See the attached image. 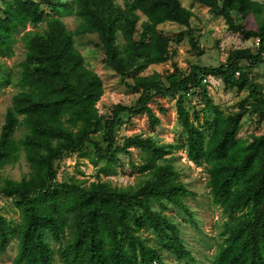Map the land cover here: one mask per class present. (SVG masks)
Listing matches in <instances>:
<instances>
[{"label":"trees","instance_id":"1","mask_svg":"<svg viewBox=\"0 0 264 264\" xmlns=\"http://www.w3.org/2000/svg\"><path fill=\"white\" fill-rule=\"evenodd\" d=\"M196 1L222 16L243 38L258 37V47L234 48L223 63L192 65L186 74L175 66L166 74L144 75L143 70L171 54L170 38L158 25H190L194 13L180 0H124L122 6L115 0H0V56L11 54L17 35L25 46L18 63V90L0 129V197L10 198L19 214L13 223L0 213V252L15 237L13 264H53L55 256L62 264H167L164 253L191 264V253L166 212L175 207L191 217L185 199L192 193L179 179L173 157L167 156L173 145L140 133L117 138L124 115L130 125L133 116H145L150 128L162 119L169 121L167 96L175 97L187 157L205 163L212 202L228 217L210 264H264V131L251 133L250 139L238 136L247 109L264 122V85L251 75L264 55L263 10L257 0ZM61 11L75 15L74 28L61 18ZM44 18L43 30H25ZM188 33L196 47L194 33ZM98 67L110 68L138 92L135 102L114 103L109 111L99 112L104 81ZM133 71L129 83L126 78ZM207 75L248 90L237 111L225 114L212 101L203 85ZM10 82L9 72L0 77V84ZM197 88L204 108L213 114L211 119L203 115L202 127L184 105L186 94ZM19 127L24 132L16 139ZM94 133L105 145L93 140ZM133 150L141 157L135 165L138 171L150 174L136 186L57 180L55 162L66 153H93V162L103 160L129 172L122 168L120 154L131 155ZM20 151L29 173L19 180L3 177L1 169L16 161ZM49 239L58 246L52 247Z\"/></svg>","mask_w":264,"mask_h":264},{"label":"rangeland","instance_id":"2","mask_svg":"<svg viewBox=\"0 0 264 264\" xmlns=\"http://www.w3.org/2000/svg\"><path fill=\"white\" fill-rule=\"evenodd\" d=\"M261 4L263 14L261 16L264 22V0H257ZM119 5H123L124 0H115ZM187 8L191 9L194 16L190 19V25H181L173 22H165L158 25L159 31L170 38V57L163 63L152 64L141 74H149L154 71L166 74L178 67L181 73L186 74L192 65L199 66H217L223 63L230 50L239 47H251L256 49V38H243L239 32L230 30L227 27L222 16L211 13L208 8L196 0H180ZM45 13H50V8L46 5L42 7ZM61 18L74 28L78 20L73 14L65 11L59 12ZM56 14V12H53ZM142 17V16H141ZM46 26V18L37 24H27L25 30H43ZM189 29L194 33L196 47L192 46L189 39ZM82 50V49H81ZM25 46L20 38L16 36L12 45V52L9 56H0V77L10 73L11 82L7 85L0 84V129L4 122V115L7 107L11 104L12 95L18 90L16 85L19 74L18 63L24 58ZM246 65V61L239 62ZM252 76L264 85V55L262 62L252 68ZM97 71L104 81L103 94L97 102L99 112L109 111L108 109L114 103H123L131 105L135 102L138 92L131 90L122 83L119 77L106 67H98ZM130 72L126 80L131 83ZM208 96L215 104L220 105L225 114L235 112L240 107V102L248 93L247 89L242 91L235 87L226 86L223 81L214 76L213 79L203 81ZM164 103L170 105V120L162 119L161 123L154 128L148 126L145 116H133L132 125L127 122L128 116L124 115V123L117 130V138L120 140L123 136L140 133L143 136H150L158 144H172L167 156H172V163L178 171L179 179L191 191L185 202L191 217L187 213L178 212V209L171 207L166 210L172 215L179 229L183 244L190 251L192 259L191 264H210V258L216 252L217 243L222 241L220 231L223 223L227 220V215L221 212L219 206L213 204L210 196V184L208 182V171L204 162H193L187 157L186 149L183 146L186 137V131L177 118L175 108V97L167 96ZM185 108L190 113L192 121L202 127L203 115L208 118L213 117L212 112L204 108L203 100L199 94V88L194 92L186 94L184 97ZM157 112V111H156ZM264 131V122L258 121L257 112L247 109L245 112L238 136L250 139L251 133L260 134ZM24 132L23 127L15 131V138L18 139ZM206 136L209 131H205ZM94 141L105 145L99 134L92 135ZM89 151H93V146L87 144ZM93 153H66L62 159L55 162L57 168L58 181L75 180L83 185H88L91 181H107L112 186L126 187L136 186L150 177L149 173L139 172L137 163L141 162L140 154L133 150L131 155L120 154L122 168H130L129 172H123L121 167L115 166L103 160H96ZM133 162L134 166L131 165ZM29 165L22 151L19 152L16 161L6 164L1 169L3 177H9L19 180L29 173ZM237 211L235 214H239ZM0 213L9 221L16 223L19 220V214L13 202L8 197H0ZM152 237V233L149 234ZM67 237V235H65ZM52 247L56 248L58 244L49 239ZM17 251V240L12 237L6 251L0 252V264H13V258ZM163 259L167 264H185L184 260H175L173 255L163 254ZM53 264H62L58 256L54 257Z\"/></svg>","mask_w":264,"mask_h":264},{"label":"built area","instance_id":"3","mask_svg":"<svg viewBox=\"0 0 264 264\" xmlns=\"http://www.w3.org/2000/svg\"><path fill=\"white\" fill-rule=\"evenodd\" d=\"M259 41H260L259 38L256 37V45H259ZM235 75H238V71L235 72ZM213 78H214V75H207V76L203 77V81H207V80H210V79H213Z\"/></svg>","mask_w":264,"mask_h":264}]
</instances>
